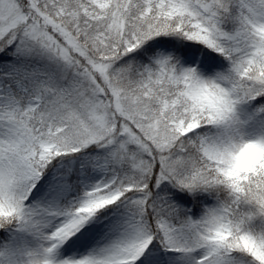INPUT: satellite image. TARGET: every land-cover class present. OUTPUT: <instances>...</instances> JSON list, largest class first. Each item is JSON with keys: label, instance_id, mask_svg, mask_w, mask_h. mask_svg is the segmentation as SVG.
<instances>
[{"label": "snow or ice", "instance_id": "1", "mask_svg": "<svg viewBox=\"0 0 264 264\" xmlns=\"http://www.w3.org/2000/svg\"><path fill=\"white\" fill-rule=\"evenodd\" d=\"M0 264H264V0H0Z\"/></svg>", "mask_w": 264, "mask_h": 264}]
</instances>
